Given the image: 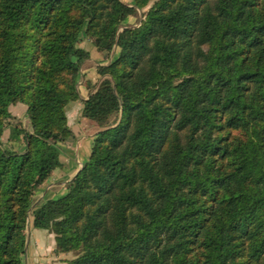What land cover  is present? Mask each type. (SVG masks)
<instances>
[{
  "label": "trees",
  "instance_id": "16d2710c",
  "mask_svg": "<svg viewBox=\"0 0 264 264\" xmlns=\"http://www.w3.org/2000/svg\"><path fill=\"white\" fill-rule=\"evenodd\" d=\"M83 38L118 48L84 101L100 130L33 209L72 134ZM17 102L30 128L6 148ZM30 214L67 264H264V0H0V264H26Z\"/></svg>",
  "mask_w": 264,
  "mask_h": 264
},
{
  "label": "crops",
  "instance_id": "0c3cea01",
  "mask_svg": "<svg viewBox=\"0 0 264 264\" xmlns=\"http://www.w3.org/2000/svg\"><path fill=\"white\" fill-rule=\"evenodd\" d=\"M78 47L85 52L77 81L79 98L69 101L65 105L67 124L72 134L59 142L60 165L52 171L46 180L37 185L33 195L31 207L33 209L66 192L67 183L88 161L94 135L100 130L99 125L94 120L84 116V101L88 98L90 87L99 80L96 71L97 66L107 64L115 58L118 54V48L113 46L109 52L100 51L88 38L81 39ZM8 110L20 122L18 123L21 124L20 127L29 130L26 106L23 103L10 104ZM10 126L5 140H3L4 133L2 135V144L6 148L18 147L21 141L11 138L12 128L10 130ZM25 235L24 258L26 264H67V260L73 257L71 252H58L56 250L55 235L46 227L35 226L32 214L27 218Z\"/></svg>",
  "mask_w": 264,
  "mask_h": 264
},
{
  "label": "rangeland",
  "instance_id": "374dc122",
  "mask_svg": "<svg viewBox=\"0 0 264 264\" xmlns=\"http://www.w3.org/2000/svg\"><path fill=\"white\" fill-rule=\"evenodd\" d=\"M122 1H123V2H126V3H129V4L131 3V0H122ZM152 2H153V1H151V2L147 5V7L144 8V11L148 9V7L152 4ZM142 17H143V15H142V11L139 10L138 13H137L135 16L129 17V24H130V25H137V24L140 22V20L142 19ZM170 81H171V83H176V82L178 81V79H176V78H171ZM18 123H20V122H18L17 119L13 116V119L10 120V123H9L7 126H5V128H4V130H3L2 134H1V138H2V135H3V133H4L3 140H5V137H6L7 132H8V127L11 125V126H10V130H11V128H12L14 125H21V124H18ZM12 124H14V125H12ZM21 127H22V126H21ZM22 128H23V127H22Z\"/></svg>",
  "mask_w": 264,
  "mask_h": 264
}]
</instances>
